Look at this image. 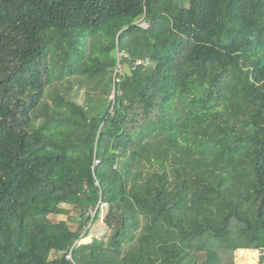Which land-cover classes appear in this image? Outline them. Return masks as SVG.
Segmentation results:
<instances>
[{"label":"trees","instance_id":"trees-1","mask_svg":"<svg viewBox=\"0 0 264 264\" xmlns=\"http://www.w3.org/2000/svg\"><path fill=\"white\" fill-rule=\"evenodd\" d=\"M64 77L105 90L89 107L45 101ZM99 203L106 233L81 244ZM64 206L78 228L49 219ZM240 250L264 252V0H0V264H234Z\"/></svg>","mask_w":264,"mask_h":264},{"label":"rangeland","instance_id":"rangeland-1","mask_svg":"<svg viewBox=\"0 0 264 264\" xmlns=\"http://www.w3.org/2000/svg\"><path fill=\"white\" fill-rule=\"evenodd\" d=\"M95 41H98L97 38L96 39L90 38V39L86 40V45H85L86 46V52H85L86 55L89 54L90 47H91L92 43ZM105 42L108 44L109 39H108V41L105 40ZM113 57H115V52L111 53V57L109 56L107 58L109 60H112ZM85 59H86V57L84 58V60ZM51 65H52V63H51V61H49L48 66H49L50 70L52 69ZM104 90L105 89H104L103 84L99 87L96 82H94L92 80H88L85 77H76V78L64 77L63 79L55 78L52 80V83L47 86L44 100L49 102V103H53L57 96H65L66 95L67 97L69 96V98L74 99V101H76L78 104L89 107L94 102L93 97H97V96L102 95ZM111 91L113 92V90H111ZM112 92L110 94H112ZM206 106L208 108H205ZM211 106H212V101L208 100V99H204V100H201V102L196 107H194V111L195 112H201L204 110H208ZM64 208H66V210H68V213H67L68 215H64V216L63 215H61V216L51 215V216H49V219L53 223H58L60 221H67L68 220L72 224L71 227L78 228V226L80 224L79 213L73 211L68 206H64ZM106 214H107V210L102 209L101 213L99 215V218L93 223H92V221L90 222L91 224H90L89 229H88L89 234L86 238H84L80 241L81 244H88L90 242V239L101 238L102 236H104V234L106 233V230H107L106 226L104 224V218H105ZM91 215H92V219H94L95 214L92 213ZM68 217L70 219H68ZM142 223H143L142 220H140V226H142ZM85 231L86 230L84 229V232ZM134 244H135V242L130 243V244H126L124 247V251L127 252L129 250V248L131 246H133ZM263 256H264L263 251L240 250L234 254L233 263L234 264H261L262 262H264V261H262Z\"/></svg>","mask_w":264,"mask_h":264},{"label":"built area","instance_id":"built-area-1","mask_svg":"<svg viewBox=\"0 0 264 264\" xmlns=\"http://www.w3.org/2000/svg\"><path fill=\"white\" fill-rule=\"evenodd\" d=\"M126 57L125 56V54H120V56L119 57ZM148 59H145V60H138V61H136L135 62V64H134V66H145L147 63H148ZM133 68H131V70H132ZM115 76H114V83L115 82H120L121 81V77H122V75H124V73H123V64H119L118 65V67H117V69L115 70V74H114ZM120 95L121 94V92H118L115 88L113 89V92H112V96H110V99H112V100H114L115 99V97H116V95ZM100 163V160H98V159H95L94 160V166H97L98 164ZM102 209H105V210H108V204H106V203H99V205H98V208H97V210H99L100 211V213H101V210ZM97 210L96 211H94L93 213L94 214H96V212H97ZM91 224V223H90ZM90 224H89V226H90ZM89 226H87V228H85V230L87 231L88 230V228H89ZM65 259L67 260V261H69V262H71V264H75L74 263V261H73V259H72V256H71V252H69L66 256H65Z\"/></svg>","mask_w":264,"mask_h":264},{"label":"water","instance_id":"water-1","mask_svg":"<svg viewBox=\"0 0 264 264\" xmlns=\"http://www.w3.org/2000/svg\"><path fill=\"white\" fill-rule=\"evenodd\" d=\"M123 73L124 75L129 76V77L132 75V71H131L129 64L127 63L123 64Z\"/></svg>","mask_w":264,"mask_h":264},{"label":"crops","instance_id":"crops-1","mask_svg":"<svg viewBox=\"0 0 264 264\" xmlns=\"http://www.w3.org/2000/svg\"><path fill=\"white\" fill-rule=\"evenodd\" d=\"M93 239H99V238H92V239H90V242H91ZM90 242H89V243H90Z\"/></svg>","mask_w":264,"mask_h":264}]
</instances>
